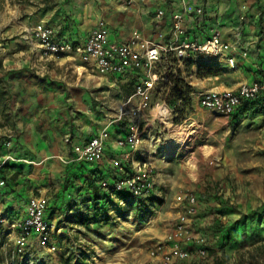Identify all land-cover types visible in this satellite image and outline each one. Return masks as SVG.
Here are the masks:
<instances>
[{
	"label": "crops",
	"instance_id": "obj_1",
	"mask_svg": "<svg viewBox=\"0 0 264 264\" xmlns=\"http://www.w3.org/2000/svg\"><path fill=\"white\" fill-rule=\"evenodd\" d=\"M28 1L29 22L32 25L39 22L51 25L56 38L62 39L65 36L69 41L73 38L70 42L74 43L83 41L100 19H104L108 24L111 37L119 41L125 40L134 29L146 37L155 36L159 31L168 30L170 22L169 16L159 23L153 18L158 8L169 9V0H133L130 4H127L126 0ZM186 1L192 4L202 3L205 8L201 34V31L195 29L191 19H187L190 37H202L212 30H218L224 39L234 45L230 53L236 60L235 69L229 71L224 60V63L215 62L222 69L220 76L232 74L238 80L184 81L193 85L194 91L202 87L237 90L240 85L254 80L260 79L264 82V0ZM175 6L179 7V4ZM242 16V28L235 29L234 26L239 23L238 17ZM244 50L247 52L245 56L242 54ZM26 51L13 48L7 50L0 46V62L4 70L25 76L24 80L8 81L12 95L10 106L15 113L14 124L9 126L0 115V132H13L11 152L18 159L0 169V180H4L5 184L0 187V203L10 215L16 216V211H25L27 199L33 191H41L39 197L47 203L46 218L53 225V230L56 228V231H59L62 226L67 229L72 225L76 227L74 216L84 209L94 196L92 182L88 179L93 173L92 170L101 177L100 181L114 174L120 175L117 163L125 165L129 163L128 160L134 163L143 161L141 158L134 159V155H146L147 151H150L148 155H152L155 151L152 148H155L157 143H148L151 146L148 145L147 150V146L143 144V153L131 151L129 146L117 145V138L123 133V125L126 123L125 119H118V109L122 100L133 92L132 75L123 77L122 80H114L99 75L87 66L90 71L107 80H53L50 68H57L54 66L57 63H67L71 55L46 58L42 56L41 49L36 44L35 48L29 49V53H35L38 57H33L34 61H31L32 57L27 56ZM73 65L78 73L83 74V69L88 70L85 65ZM69 66L64 64V69ZM62 69L63 67L60 72ZM34 73L38 75L37 78L32 76ZM101 86L104 89H101ZM113 98L117 101L112 105L110 101ZM152 106L153 100L151 107L144 113L139 131L140 138L146 142V137L152 132H161V126L158 124L160 120ZM188 118L192 120L193 126L184 128L189 142L185 146L186 152L184 151L179 160V172L184 174V178L198 176L205 181L203 194L208 196V199L202 204V209L208 207L211 214L205 217L207 220L203 228L209 238L207 245L212 249L210 253L214 262L219 252L230 254L235 245L239 244V238L257 239L263 233V224L252 221L250 226H245L243 222L247 216L255 218L264 208L255 206L260 200L264 201V186L258 177L261 168H257L264 164V114L240 121L231 131L232 117L213 113L193 102ZM110 122L112 123L108 126L105 151L101 160L92 164L65 161L74 143L85 142ZM180 135H183V132H180ZM66 137L69 138L68 142ZM5 152L0 143V157ZM176 154L175 151L173 155ZM188 156L196 160L197 166L201 168L199 173L198 169L189 172ZM174 158L172 157V161H175ZM165 159L162 156L159 160L146 159L155 178L169 162L164 161ZM25 160L28 163L23 162ZM36 169L41 170L42 175L37 177L34 173ZM99 189L106 191L101 187ZM247 205H253L254 208ZM188 212L197 221L201 210L198 206H190ZM218 213L224 214L223 218L226 217L219 218L224 224L240 220L236 225L240 230L249 228L245 231L247 236L245 233L241 235L240 232H232L231 244L220 251L213 244H217L221 234L212 231L218 222ZM64 215L67 216L66 220H61ZM232 234L236 235V240H233ZM187 259L184 264H194L191 259ZM152 260L149 254L144 262Z\"/></svg>",
	"mask_w": 264,
	"mask_h": 264
},
{
	"label": "built area",
	"instance_id": "obj_2",
	"mask_svg": "<svg viewBox=\"0 0 264 264\" xmlns=\"http://www.w3.org/2000/svg\"><path fill=\"white\" fill-rule=\"evenodd\" d=\"M175 4H179L176 7ZM169 9L158 8L154 13V20L161 22L169 16L167 32L159 31L155 36H144L134 29L122 41L111 37V31L104 19L89 31L83 41L70 42L55 37V30L46 23H37L32 36L38 42L41 54L44 57H58L74 52L99 75L122 80L123 77L133 76V92L124 98L119 105L118 119H127L123 125V133L117 138L120 147L129 146L134 149L140 142L139 131L146 109L151 107L152 96L161 90L160 97L154 102L156 115L161 122L166 123L173 108L167 103V96L174 78H180L178 72L180 60L196 59L201 61L214 58L224 60L230 67L236 66L234 55L230 51L234 45L222 37L218 30L196 38L190 37L187 29V19H191L195 29L202 33L205 8L202 3L192 4L186 0H169ZM245 56L246 50L242 52ZM264 91V82L254 80L239 86L237 90L217 89L216 87L196 93L198 106L214 111L215 113L231 117L243 101L254 100ZM88 138L85 142L74 143L66 162L96 163L103 157L108 126ZM166 125V124H165ZM14 134L7 130L0 132V143L6 150L0 157V167L7 163L17 161L11 152ZM66 141L69 138L66 137ZM117 163L120 175L114 174L103 178L100 187L106 191L130 194L133 198H141L153 193L154 173L146 161L134 163ZM4 180H0L3 184ZM179 202L189 206L198 203L197 196L192 192H184L179 196ZM122 203V200L120 201ZM47 203L39 196H30L26 203L25 214L22 218L13 220L11 227L19 231L18 243L24 245L28 238L36 233L42 243L49 241L53 225L46 218ZM188 219L184 213L178 212L174 229L165 238V242L157 244L149 252L153 264H173L174 258L187 259L189 252L182 248L178 240L182 237L189 240L187 234ZM197 254L204 258L208 254L204 240L197 238ZM127 264H135L129 262ZM141 264H152L144 262Z\"/></svg>",
	"mask_w": 264,
	"mask_h": 264
},
{
	"label": "rangeland",
	"instance_id": "obj_3",
	"mask_svg": "<svg viewBox=\"0 0 264 264\" xmlns=\"http://www.w3.org/2000/svg\"><path fill=\"white\" fill-rule=\"evenodd\" d=\"M126 3H133V0H126ZM29 5L30 2L28 0H0V46H4L7 50H12V48L22 52L27 50L26 55L31 56V61H34L33 57L37 58L38 56L35 53L30 54L29 49L35 48L36 44H38L35 37L31 34L33 27L37 23L32 25L29 22ZM238 19L239 23H236L235 29H241L243 25V16L238 17ZM62 39L69 41L65 36ZM69 54L71 57L67 63H57V65H54L57 68H50L53 80L57 78H64V80H107L90 71L89 66L78 54L74 52ZM209 60H212V58L206 61ZM213 60L215 59L213 58ZM200 61L199 58L180 60L178 68V72L181 75L180 78L182 80H238L232 74L221 77L222 69L218 74L201 76L198 72V62ZM214 62L224 63L223 60H215ZM64 64H69L70 66L64 69ZM73 64L88 66V70L83 69V74L78 73ZM61 67H63L62 72H60ZM233 69L235 67H230L227 64L228 71ZM13 75L14 77L10 80H24L25 77L16 74V72ZM32 76L38 77L37 74ZM192 88L193 85H189L185 99H178L173 104L167 102L173 108L174 113L171 114L168 120H164L166 123L161 121L158 123L161 126V132H152L146 137L148 142L140 138L138 146L134 149L130 148L131 151L143 153V144L147 146L145 148L147 150L151 146L148 143H157V148H152V150H155L152 155H148L150 151H147L146 155H139L136 152L135 154L137 155H134V159L141 158L142 160L153 161L159 160L162 156L166 158L164 161H169L165 169L160 171L156 178L154 174L155 185L153 193L158 197V200L151 207V212H146L143 217H140L133 209H123L124 202L122 201L123 204H119L121 199H116V195L110 196L106 206L100 203V211L103 212L106 209V214L109 218L107 222H96L89 228L80 224H77L76 227L72 225L68 229L62 226L59 231L54 228L49 235L47 243H42L38 239L37 234L33 233L24 245H19V231L11 227V223L13 220L22 218L25 211H16V216H12L2 208L0 203V264H127L129 262L141 264L144 263V259L147 258L152 248L165 242L166 236L172 231L173 224L177 220L178 212L184 213L188 219L187 234L190 238L187 240L182 237L178 240L180 246L189 252L188 259H191L194 264H214L212 262L213 257L209 251L204 258L198 256V245L195 241L197 238H202L205 246L209 247L207 245L209 238L203 228L207 220L205 217L211 214V209H208V207L202 209V204L207 202L208 199V196L203 194L205 181L198 176L196 178H184V174L179 172L181 168L179 160L182 158L185 146L189 142L184 133L186 132L184 128L185 126H193L192 120L188 118L189 113L192 112V103L196 102L195 96L197 92L208 89L202 87L200 90L194 91ZM101 89L104 88L101 86ZM160 93L161 90L154 92L153 102L160 97ZM116 101V98H113L110 103L113 105ZM212 112L215 113L214 111ZM125 121L128 120L125 118ZM237 125L230 123L231 131ZM180 132H183V135H180ZM249 135L254 136L255 134ZM158 137L159 139H157ZM175 151L177 154L173 155ZM172 157H175V161H172ZM188 158L190 164L188 166L189 172L199 170L200 167L197 166L196 160L189 156ZM23 162L28 163L27 160ZM257 168H261L259 169L258 177L261 178L259 182L264 186V164L259 165ZM38 170L34 171L37 177L42 175L41 170ZM187 191L194 193L198 198V203L195 206H198L201 212L197 217V221L188 212L190 206L185 202H179V196ZM40 192L37 190L33 191L31 196H39ZM247 206L254 208L253 205ZM255 206H264V201L260 200ZM223 215L220 214L216 219L219 220L220 217L222 219L226 218H223ZM66 217L64 215L61 220H66ZM258 218L259 214L254 218V222H257ZM262 224L263 233L261 237L257 239L239 238V244L235 245V249L230 254L219 252L217 257L227 258L225 264H264V222ZM212 231L215 232V230ZM232 236L233 240H236V235L232 234ZM216 245L213 244V246ZM151 262L153 264L156 261L152 260ZM184 262H186V259L174 258L173 264H184Z\"/></svg>",
	"mask_w": 264,
	"mask_h": 264
},
{
	"label": "trees",
	"instance_id": "obj_4",
	"mask_svg": "<svg viewBox=\"0 0 264 264\" xmlns=\"http://www.w3.org/2000/svg\"><path fill=\"white\" fill-rule=\"evenodd\" d=\"M220 67L213 61H200L198 62V72L201 76L206 75H213L218 74L220 72ZM13 73H9V71L4 70L0 62V115L4 119V121L9 125L12 126L14 124V117L15 113L12 111L10 106V102L12 99L11 92L8 87V81L13 78ZM189 90V85L184 82L181 78H174L173 83L170 87L167 102L173 104L178 99H185V95ZM264 114V91H262L254 100L243 101L240 106L238 107L237 111L231 116L232 123L238 124L240 121L245 119H251L255 115ZM9 163L5 164L4 166L0 167L3 168L8 166ZM92 175L88 177V179L92 182V187L95 191L94 196L90 198V202L88 205L79 211L75 216L73 221L77 224L83 225L84 227L89 228L93 223L96 222H107L109 219L106 214V209L103 212L100 211V203L107 205L108 201L110 200L111 192L112 191H101L100 187V179L101 177L96 175L94 170H92ZM4 179V178H3ZM0 187H3L0 185ZM97 188V189H96ZM116 199H121L124 202L123 209H133L140 217H143L146 212L152 211V206L158 200V197L155 196L154 193H151L147 196L141 198H133L130 194L123 193L121 191L116 192ZM102 213V214H100ZM264 208L261 213H259V218L256 220L259 224L264 222ZM254 221L253 216H247L244 219L243 224L245 226H250ZM240 223V220L235 222H227L224 224L223 221L220 219L214 226V230L221 234L219 241L215 248L222 249L227 245L231 244V237L230 234L232 232H240L246 234V227L241 229L238 228L236 225ZM256 222V223H257ZM242 224V225H243ZM206 249L211 252L210 247H206ZM227 258H218L214 259V264H225Z\"/></svg>",
	"mask_w": 264,
	"mask_h": 264
}]
</instances>
